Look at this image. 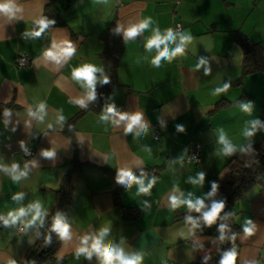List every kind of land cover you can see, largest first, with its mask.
I'll return each mask as SVG.
<instances>
[{"label": "crops", "instance_id": "crops-1", "mask_svg": "<svg viewBox=\"0 0 264 264\" xmlns=\"http://www.w3.org/2000/svg\"><path fill=\"white\" fill-rule=\"evenodd\" d=\"M49 3L0 0L10 6L8 11L0 10V106H14L0 111V216L36 201L49 212L59 202L56 190L76 159L80 165L72 168L66 210L71 239L61 240L56 254L64 264H99L95 254L91 259L84 254L77 258L76 249L82 236H94L102 228L109 230L104 243L127 254H141V264H189L202 259L215 239L197 236L191 223L177 221L179 212L195 211L186 206L173 210L169 198L199 197L208 206L217 193L216 189L208 195L212 183L230 179L227 164L240 147L264 144V73L244 74L243 51L236 41L237 35H244L260 43L264 53V0H60L55 11L64 24L48 26L37 36V21ZM146 17L154 23L136 37L125 40L123 30L118 31L123 42L116 73L119 86L98 109L89 108L88 89L72 78V69L84 64L101 68L96 89L105 68L102 32L112 24L126 28ZM177 23L182 29L176 42L169 43L170 49L179 43L180 34H190L192 41L183 55L153 66L156 49H145L147 38L154 27L163 33ZM64 41H71L76 49L68 60L57 65L44 57L53 43ZM18 55H27L30 64L15 65ZM225 84L227 91L215 94ZM80 98L85 99V107L75 103ZM40 103L46 105L44 112L39 111ZM244 104L249 111L242 108ZM108 105L116 113H141L145 128L136 126L125 133L127 120L113 113L101 119ZM255 121L260 122L257 130L245 138V129ZM177 125L184 130L178 131ZM221 134L236 146L234 154H223ZM194 144L201 147L198 164L187 161ZM27 149L33 153L27 155ZM45 150H53L54 157L42 155ZM13 163L19 170L27 165L26 178L13 182L4 170ZM120 169L138 170L134 176L142 184L126 183L116 205ZM201 172L204 181L193 183ZM142 186L148 192H142ZM16 193L23 194L19 201L12 198ZM131 209L138 210L135 217L126 215ZM232 210L242 229L238 264H264V189H249ZM32 226L20 221L5 226L0 221V264H23L36 240ZM245 227H251L253 234L246 235Z\"/></svg>", "mask_w": 264, "mask_h": 264}, {"label": "clouds", "instance_id": "clouds-1", "mask_svg": "<svg viewBox=\"0 0 264 264\" xmlns=\"http://www.w3.org/2000/svg\"><path fill=\"white\" fill-rule=\"evenodd\" d=\"M9 4H0V10L8 11ZM39 24V29L34 33L39 36L42 31H44L51 21L41 18L37 21ZM153 20L151 17H146L140 20L137 23L129 24L126 28H123L121 25H117V31L123 30V35L125 40L136 37L141 32L148 29L151 25H153ZM177 38V34L174 33L172 28H167L162 33L160 28L154 27L152 35L147 38L145 42V49L147 51H151L153 48L156 49V55L152 57L151 63L155 67H159L161 60H167L171 62L172 59L177 57L178 55H183L185 46L187 43H190L193 37L190 34H180L179 35V43L176 44V47H169V43H175ZM163 45V47H161ZM76 49L73 46L71 41H64L62 44L53 43L51 48L47 49L44 52V57L48 60L53 61L57 65L62 62L68 60L74 53ZM204 61H201L203 64ZM200 65H197L199 68ZM102 72L101 68L93 64H84L79 67H75L72 69V78L77 82L83 83L87 89V99L92 100L95 98V83L97 80L96 73ZM205 74H209V70H205ZM109 82V77H103V83L107 84ZM229 85L225 84L223 88H217L215 90V94H219L220 92L227 91ZM76 104H79L82 107L86 106V101L84 98L77 99L75 101ZM39 111L44 112L46 105L44 103L39 104ZM242 108L245 111H249V105L244 104ZM109 113H113L119 116L120 120H127V124L125 127V133L133 131L134 127L138 126L139 130H143L145 128L144 123L142 122V114L137 112L135 114L128 115L127 113H116V109L113 105H108L105 113L101 114V119H108ZM34 114V113H33ZM43 118L42 116L40 117ZM60 121H63L65 117L60 115L58 117ZM259 121H255L252 123L251 128L245 129L243 135L245 138H249L254 135L257 130V125ZM137 130L136 135H140V131ZM178 131H183L182 125H177ZM219 142L223 145V154L224 155H232L236 152V146L228 141L224 134H221L219 138ZM250 145L248 147L241 146V152H247L250 149ZM42 155L48 158H52L55 155L53 150H45L42 152ZM3 167V166H0ZM27 165H25V170H19V166L15 163L11 165V168H5L4 170L11 174V178L13 182H18L21 178L27 177ZM118 182L120 183H128L130 184L133 181L139 182L142 184V181L134 176L130 169H120L119 175L117 177ZM205 179V174L203 172L199 173V179L193 180V183H202ZM217 189V185L215 182L212 183V192L208 193L209 196L215 193ZM142 192H148L147 188L141 187ZM22 193H16L12 198L14 200L19 201L22 199ZM189 197H191V193H189ZM171 209L175 210L181 206H186L187 209L195 212L201 213V217L207 226H211L216 222L219 214L224 209L225 204L223 201L213 202L206 211L204 210L207 206L205 205L204 199L197 197L195 200L191 198H181L176 195H172L170 198ZM46 211L43 210V206L39 201L30 203L27 207H19L16 210L9 211L7 216H0V221L3 222L5 226L9 224H16L18 221L22 222L25 227H29L34 225L37 221L43 223L44 217L46 216ZM30 215V219L25 220V217ZM186 221L191 223L193 228L199 227L197 219H194L192 216H186ZM250 223V222H249ZM225 225H220V231L223 232ZM52 229L56 233H58L61 240H69L71 239V234L69 231V225L64 222L59 214L54 218ZM107 228L100 229L99 233L94 236L84 235L80 238V246L76 249V256L79 257L80 254H84L87 258L91 259L93 254L96 255L99 260V264H141L143 256L141 254H127L118 246H115L111 243H104V237L108 234ZM246 235H252L253 229L251 227L244 228ZM236 254L235 252H228L225 254L223 259L220 261V264H235ZM10 264H15L14 261H11Z\"/></svg>", "mask_w": 264, "mask_h": 264}, {"label": "trees", "instance_id": "trees-1", "mask_svg": "<svg viewBox=\"0 0 264 264\" xmlns=\"http://www.w3.org/2000/svg\"><path fill=\"white\" fill-rule=\"evenodd\" d=\"M58 1L60 0H50V3L45 8L42 18L51 21L48 26H59L64 24L55 11ZM101 40L104 44L103 59L105 68L103 77H109V82L105 84L102 80L99 83L95 89V98L92 99L89 107L91 109H98L107 94L119 86L116 73L122 54L123 42L116 30L115 24H112L102 32ZM236 41L243 51L244 74L254 72L264 73V53L261 44L250 41L244 35H237ZM11 107H14L13 104L1 105L0 111ZM261 123L264 126V101L261 110ZM248 146L249 145H246L245 147ZM250 146L247 152H241L239 150L227 164L230 179L225 181L215 179L217 193L212 203L214 201H223L225 204L224 209L219 214L215 223L210 227L207 226L202 219H199L201 217V213L199 212L192 214L179 212L176 215L177 221H186V216H192L194 219H197L199 227L195 228V235L215 239L214 246L202 259H198L189 264H220V261L228 252H235V264H238L240 249L238 235L242 232V229L235 220V213L232 210V205L249 189L255 186H260L264 189V144H253ZM78 165H80V162H77L76 159L70 162L71 168L64 174L60 186L56 190L59 194V202L47 212L42 224L38 221L32 226L31 232L35 235L36 240L33 246L26 252L23 264H64L63 259L56 257L61 238L58 233L53 231L52 224L57 214H59L64 222H67L66 210L71 198L72 178L74 173L72 168ZM132 173L135 175L139 173V171L134 170ZM118 175L119 174H116V178ZM125 185L126 183L120 182L117 184V188L114 192L116 205H119L120 193ZM212 203L204 210L206 211L210 208ZM130 211L131 213L129 210H126V215H133V217L137 215L138 210L131 209ZM220 225H225L223 232L220 231Z\"/></svg>", "mask_w": 264, "mask_h": 264}, {"label": "built area", "instance_id": "built-area-1", "mask_svg": "<svg viewBox=\"0 0 264 264\" xmlns=\"http://www.w3.org/2000/svg\"><path fill=\"white\" fill-rule=\"evenodd\" d=\"M174 33H178L181 31L182 26L180 23L175 24V26L172 28ZM171 44H174L172 42H170ZM15 65L19 66V67H26L30 64V58L27 55H18L16 56L15 60H14ZM154 138L158 139L159 138V134L158 131H156L154 133ZM25 153L27 155H31L33 153V151L31 149H27L25 151ZM187 161L188 162H193L195 164H198L201 162V147L199 144H194L190 147L189 149V155L187 156ZM23 227H19L18 231L19 233H23Z\"/></svg>", "mask_w": 264, "mask_h": 264}]
</instances>
